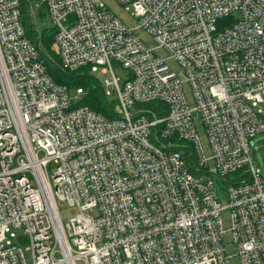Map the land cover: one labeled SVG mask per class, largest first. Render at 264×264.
I'll return each mask as SVG.
<instances>
[{
	"label": "built area",
	"instance_id": "built-area-1",
	"mask_svg": "<svg viewBox=\"0 0 264 264\" xmlns=\"http://www.w3.org/2000/svg\"><path fill=\"white\" fill-rule=\"evenodd\" d=\"M38 1L60 68L109 76L120 117L76 107L26 38L19 1L0 0V264H230L224 211L241 264H264L251 157L264 134V0H115L136 29L105 0ZM152 102L166 116L137 107ZM63 205L77 211L67 225Z\"/></svg>",
	"mask_w": 264,
	"mask_h": 264
},
{
	"label": "rangeland",
	"instance_id": "rangeland-1",
	"mask_svg": "<svg viewBox=\"0 0 264 264\" xmlns=\"http://www.w3.org/2000/svg\"><path fill=\"white\" fill-rule=\"evenodd\" d=\"M104 2L107 6V9L111 11L113 14H115L128 28L136 29L138 27L137 21L135 20L134 17L130 15L129 12L125 10V7L117 3L115 0H105ZM29 3H30V17L32 20L33 27L37 31L38 44L40 49L48 57L54 54L57 56L58 50L54 43L52 44L51 47H47L41 42V37L43 36L44 31L48 33L54 30L52 23L49 21L47 11L43 5V2L38 0H30ZM42 21L44 22L42 23ZM135 34L149 48L155 46L152 36L146 33L145 31L136 30ZM159 55L165 57V54L163 52H160ZM167 64L175 73H179L181 71L180 66L176 62L169 60L167 61ZM114 69L117 76L120 77L122 71L119 70L116 65ZM94 77L97 78L101 84H103L106 79H109V76L106 75L104 76L102 74H98V77L96 76ZM185 93L189 99L190 104H192L191 91L187 86L185 87ZM70 94L73 99L78 98V101H81L86 97V93L84 92L78 94L76 88L73 89ZM113 98L114 97H110L109 100L113 101ZM195 124L201 146L204 149L205 155L210 159L212 157V151L204 124L200 121V119H196ZM251 150H252L251 157L255 167H257L260 173L264 175V134L258 135L256 138H254L251 141ZM209 166L211 169L214 170L213 160L209 162ZM49 175L51 177L53 175V172L50 171ZM220 202L224 203V200L221 199ZM76 214L77 211L75 208L68 207L67 205L60 206V215L64 225H67L69 223V220L75 217ZM93 215H96V212H94ZM222 221H223V228L225 230L223 242L226 253L230 257V264H241L239 258L236 255L235 246L233 244V233L230 230L231 221H230L229 211L223 212ZM19 246L22 247L24 251H26V249L29 247L28 244L26 243H21L19 244Z\"/></svg>",
	"mask_w": 264,
	"mask_h": 264
},
{
	"label": "trees",
	"instance_id": "trees-1",
	"mask_svg": "<svg viewBox=\"0 0 264 264\" xmlns=\"http://www.w3.org/2000/svg\"><path fill=\"white\" fill-rule=\"evenodd\" d=\"M20 3V11L22 16V24L24 26L26 38L34 44L39 51L40 60L46 67L48 75L52 80L60 86L66 87L70 92L76 88L82 89L86 93V97L75 103L76 107H88L96 113L101 114L109 120H115L120 117L118 102L115 98L110 101L106 96L101 83L97 78L89 73L87 69H81L75 72L63 71L59 66V59L54 54L46 56L39 47L37 31L33 27L30 17V0H18ZM44 21H42L43 23ZM55 31L45 32L41 37V42L51 47L54 43ZM138 108H143L154 112L157 117H164L167 114V107L161 102H152L148 104L138 105ZM185 150V156L189 155L188 149ZM239 179V175H235V180Z\"/></svg>",
	"mask_w": 264,
	"mask_h": 264
}]
</instances>
